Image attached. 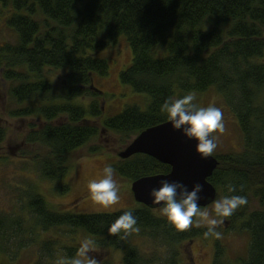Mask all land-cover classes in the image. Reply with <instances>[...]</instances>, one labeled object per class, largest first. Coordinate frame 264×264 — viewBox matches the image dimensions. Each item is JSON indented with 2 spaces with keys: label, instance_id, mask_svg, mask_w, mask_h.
Here are the masks:
<instances>
[{
  "label": "trees",
  "instance_id": "trees-1",
  "mask_svg": "<svg viewBox=\"0 0 264 264\" xmlns=\"http://www.w3.org/2000/svg\"><path fill=\"white\" fill-rule=\"evenodd\" d=\"M0 6L10 8L6 26L15 35V43L0 46V80L9 83L16 104L40 103L9 114L20 120L42 119L27 142L49 151L39 163L44 179L63 181L70 155L102 132L126 138L127 146L132 137L167 122L160 111L165 100L215 89L236 119L243 150L217 156L218 166L208 181L218 195L247 197L248 204L230 217L241 221L249 234L248 254L240 264H264V0H0ZM121 37L130 48L132 62L120 74V83L145 95L148 107L142 112L127 106L104 119V94L93 78L107 76L108 64L98 54ZM47 70L64 73L63 87L56 95ZM82 99H90L89 105L79 103ZM100 150L91 148L89 154ZM114 168L130 183L170 171L145 155L120 159ZM229 185L236 191L229 193ZM60 191L65 195L69 187ZM33 195L29 210L42 230L68 228L105 238L111 247L124 248L122 264H179L181 246L207 236L194 227L177 230L140 205L132 210L139 235L158 244L146 257L128 243L133 233L108 232L124 211L52 213L40 196ZM252 200L259 201L260 209L248 212ZM20 232L21 220L0 217V241L17 238L14 233ZM78 250L63 248L65 264ZM222 258L223 251L217 247L215 264ZM35 264L56 262L40 259Z\"/></svg>",
  "mask_w": 264,
  "mask_h": 264
},
{
  "label": "rangeland",
  "instance_id": "rangeland-1",
  "mask_svg": "<svg viewBox=\"0 0 264 264\" xmlns=\"http://www.w3.org/2000/svg\"><path fill=\"white\" fill-rule=\"evenodd\" d=\"M9 15L10 8L0 6V46L5 43H15V35L6 26ZM98 57L104 58L108 64L107 76L93 78L94 86L104 94V99L101 100L103 118L114 117L127 106H137L145 112L148 98L133 93L119 80L120 74L132 62V53L126 39L121 37L117 43L98 54ZM45 75L53 85L52 93L56 95L63 87L64 73L47 70ZM9 89V83L0 80V217L21 220L22 235L21 232L14 233L15 236L18 235L17 238L0 241V264H35L40 259L47 263L56 262L65 259L64 247L79 249L85 239L94 241V250L89 252V256L96 259L98 264H122L124 248L111 247L105 238L89 236L82 231L74 232L68 228L42 230V227L36 224L28 203L35 193L53 212L112 214L140 208L133 199L131 183L117 174L115 178L119 182L121 196L118 205L105 209L92 201L87 190L89 181L98 177L106 165L111 164L114 167L118 163L120 159L117 155L125 149L126 138L102 132L87 146L70 155L68 173L63 181L44 179L39 171V163L49 151L38 143L27 142V136L42 125V119L29 117L20 120L12 118L9 114L20 107L40 105V103L33 101L18 105L10 98ZM195 95L196 102L200 106L207 107L214 104L223 111L226 131L223 134L213 133L218 136V147L214 156L222 157L242 152L243 142L239 126L223 97L215 89ZM89 102L90 99L79 100V103L85 104V107ZM133 139L132 137L131 140ZM91 148L101 149L100 153L90 155ZM66 185L69 187L68 193L60 195V190ZM222 196L224 193H220L217 199ZM259 204L258 200H252L248 212L259 210ZM212 208L213 205L204 209ZM153 215L167 221L162 209L154 210ZM223 219V225L217 228L222 232V238L208 236L183 244L182 261L179 264H214L216 246L218 248L221 246L219 249L223 251L222 261L217 264H239L240 260L247 257L249 234L243 228L233 227L236 223L234 219L231 220L230 217ZM192 227L207 232V227L203 224L197 226L194 223L189 230ZM9 234L13 236L11 230ZM130 239L128 243L138 247L146 257L152 254L156 245L154 240L140 236L139 232L133 233Z\"/></svg>",
  "mask_w": 264,
  "mask_h": 264
},
{
  "label": "clouds",
  "instance_id": "clouds-1",
  "mask_svg": "<svg viewBox=\"0 0 264 264\" xmlns=\"http://www.w3.org/2000/svg\"><path fill=\"white\" fill-rule=\"evenodd\" d=\"M195 93H189L178 98L164 101L160 111L165 115L173 130L181 131L189 140L196 142V151L202 159L211 157L218 147V136L226 131L222 108L214 104L207 107L200 106ZM116 169L106 165L102 173L89 181L87 190L90 198L97 205L105 209L118 205L121 200L119 182L115 178ZM159 188H153L150 196L157 205L162 204V214L177 230H185L194 223L207 227L206 235L222 238L218 226L223 225L224 219L231 217L237 209L248 204L246 196L224 195L213 202L212 209H202L200 205L203 185L195 183L191 190L188 186L178 182L161 180ZM234 186H228V192H235ZM194 218H196L194 220ZM138 219L132 210L124 211L108 228L112 235H131L139 232ZM94 250V241L85 239L81 242L76 257L70 264H98L89 252ZM56 264H65L64 260H57Z\"/></svg>",
  "mask_w": 264,
  "mask_h": 264
},
{
  "label": "water",
  "instance_id": "water-1",
  "mask_svg": "<svg viewBox=\"0 0 264 264\" xmlns=\"http://www.w3.org/2000/svg\"><path fill=\"white\" fill-rule=\"evenodd\" d=\"M134 155L148 156L170 168L168 174L140 178L131 184L134 201L150 210L162 208L150 196L153 188H159L161 180L178 181L188 186L203 185L200 205L209 207L217 198L216 189L208 181L218 166L213 157L202 159L196 151V142L187 139L181 131L173 130L167 121L137 135L117 156L127 160Z\"/></svg>",
  "mask_w": 264,
  "mask_h": 264
},
{
  "label": "flooded vegetation",
  "instance_id": "flooded-vegetation-1",
  "mask_svg": "<svg viewBox=\"0 0 264 264\" xmlns=\"http://www.w3.org/2000/svg\"><path fill=\"white\" fill-rule=\"evenodd\" d=\"M50 212H52V213H58V212H53V211H51V210H50ZM242 225H243V223H242L241 221H236V223L234 224L233 227H235V228H243ZM205 237H208V235L205 236ZM200 238H204V237H200ZM217 247H218V246H216V249H215L216 252H217ZM219 248H221V246H220ZM216 254H217V253H216ZM240 261H241V260H240ZM240 261H239V264L241 263ZM214 264H215V262H214ZM235 264H236V263H235Z\"/></svg>",
  "mask_w": 264,
  "mask_h": 264
}]
</instances>
